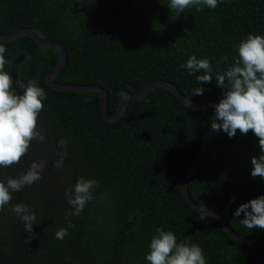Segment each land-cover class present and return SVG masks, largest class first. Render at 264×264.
Instances as JSON below:
<instances>
[{"label":"trees","instance_id":"obj_1","mask_svg":"<svg viewBox=\"0 0 264 264\" xmlns=\"http://www.w3.org/2000/svg\"><path fill=\"white\" fill-rule=\"evenodd\" d=\"M21 28L62 43L67 62L53 80L105 88L109 113L156 80L172 82L195 102L219 103L223 89L215 73L234 64L238 45L249 34L264 35V0H225L215 9L190 7L183 13L171 12L168 0H0V33ZM0 43L10 61L6 70L12 74L15 67L17 81L35 80L47 93L39 116L45 142L33 140L18 165L0 168L6 183L33 161L47 160L42 179L12 193L0 212V264H148L150 241L161 226L178 242L198 244L207 264H258L247 243L184 197L183 178L199 156L213 107L191 108L156 85L108 120L97 90H58L47 83L58 47L25 34ZM191 55L210 60L211 83L199 85L181 68ZM198 87L203 95H192ZM61 138L68 141L67 157L57 169ZM261 154L252 132L229 138L213 130L188 188L199 206L219 212L235 232L253 239L264 257V230L244 227V213L235 216L241 205L264 196V178L251 176L252 158ZM78 177L94 179L99 187L80 216H68L73 209L64 194ZM20 203L37 215L30 241L22 221L9 211ZM68 221L75 227L56 239Z\"/></svg>","mask_w":264,"mask_h":264},{"label":"clouds","instance_id":"obj_2","mask_svg":"<svg viewBox=\"0 0 264 264\" xmlns=\"http://www.w3.org/2000/svg\"><path fill=\"white\" fill-rule=\"evenodd\" d=\"M225 0H168L172 11L183 13L185 9L195 7L202 11L204 7L215 9ZM7 48L0 43V168L18 165L28 154L32 141L45 142L46 136L39 125V116L44 109L47 98L45 90L37 85L35 80L27 83L17 81L14 87L12 74L6 70L10 61L5 58ZM227 60V56L223 57ZM181 68L188 71L189 76H195L199 85L211 83L213 66L208 58L198 59L191 55ZM203 72V75H197ZM218 87L223 89V95L215 106V117L211 121L216 132L223 130L229 138L235 137L237 131L243 135L252 132L259 142L261 155L252 158L253 170L251 176L264 178V35L249 34L238 45V58L226 71L215 73ZM203 88L193 89L192 95H203ZM219 120V123L215 121ZM68 141L61 138L57 143L59 159L54 161V167L63 168L67 157ZM47 160L33 161L18 178H8L6 183L0 181V212L10 205L12 193L20 192L25 186L31 187L42 179ZM99 187L94 179L78 177L74 188L65 191V199L73 211L67 215L80 216L85 205L93 199L92 191ZM24 224L28 233V241L32 239L37 215L30 206L23 203L9 207ZM244 213L241 224L247 229L264 230V196H260L240 206L235 216ZM75 225L70 221L67 227L60 228L55 238L63 240L68 229ZM156 235L151 239L149 252L145 259L148 264H207L203 249L187 239L178 242L172 231L164 227L156 229Z\"/></svg>","mask_w":264,"mask_h":264},{"label":"water","instance_id":"obj_3","mask_svg":"<svg viewBox=\"0 0 264 264\" xmlns=\"http://www.w3.org/2000/svg\"><path fill=\"white\" fill-rule=\"evenodd\" d=\"M20 34H25L28 35L30 37L35 38L39 44L41 45H51V46H55L58 47L60 50V57L58 60V63L56 64V66L54 67V69L52 71H50L47 75H46V81L47 83L52 86L55 89L58 90H69V91H78V92H83V91H88V90H97L99 95H100V99H101V111L103 116L108 119V120H113L115 118H117L120 115L121 109L127 105L128 103L138 100L140 99L148 90H150L151 88H153L156 85H162L166 88H168L169 90H171L185 105L194 108V109H203V108H208V107H213L215 109V106L218 104L216 102H207V103H198L195 102L191 99H189L187 96H185L172 82L170 81H166V80H156L154 82H152L151 84L146 85L145 87H143L138 93L123 99L120 101L119 106L117 108V110L113 113H109L108 109H107V105H108V92L105 88L99 86V85H79V84H71V83H65V84H60L57 83L53 80V77L55 75H57L65 66L66 62H67V49L65 48V46L58 42V41H53L50 39H46L41 37L40 35H38L36 32H34L33 30L29 29V28H21L18 29L16 31H14L11 34H2L0 33V40L3 41H10L14 38H16L17 36H19ZM23 59V57H20L19 59L16 60V62L18 63L19 61H21ZM12 76H13V81H14V87H16L17 91L20 92L18 86H17V70L15 67H13L12 69ZM20 94H22V92H20ZM214 117H215V111H214ZM213 117V119H214ZM213 121V120H212ZM216 123L219 122V120L215 121ZM213 132L211 123L208 126L203 141H202V145H201V149H200V153L199 156L197 157V159L195 160L193 166L191 167V169H189V171L186 173V175L183 178V182H182V189H183V193H184V197L186 199V201L188 202V204L194 208L196 211L200 212V213H204V214H210L213 217H215L220 224L222 225V227L224 228V230L233 238L244 241L245 243H247L252 250L254 251V253L256 254L257 260H258V264H264V257L263 254L259 248V246L254 242L253 239H251L248 236L242 235V234H238L237 232H235L231 226L229 225V223L227 222V220L217 211L213 210V209H209V208H204L199 206L191 197L190 193H189V188H188V184H189V179L192 175V173L199 167L201 161L203 160L205 153H206V149H207V144L209 141V138L211 136Z\"/></svg>","mask_w":264,"mask_h":264}]
</instances>
